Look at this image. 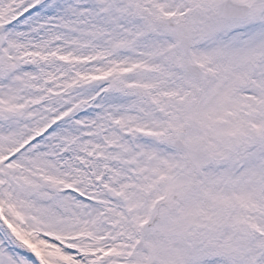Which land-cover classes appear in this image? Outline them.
I'll list each match as a JSON object with an SVG mask.
<instances>
[{
  "label": "snow or ice",
  "instance_id": "6c2138e0",
  "mask_svg": "<svg viewBox=\"0 0 264 264\" xmlns=\"http://www.w3.org/2000/svg\"><path fill=\"white\" fill-rule=\"evenodd\" d=\"M0 264H264V0H0Z\"/></svg>",
  "mask_w": 264,
  "mask_h": 264
}]
</instances>
